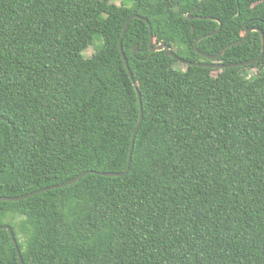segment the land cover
<instances>
[{
	"label": "trees",
	"instance_id": "16d2710c",
	"mask_svg": "<svg viewBox=\"0 0 264 264\" xmlns=\"http://www.w3.org/2000/svg\"><path fill=\"white\" fill-rule=\"evenodd\" d=\"M132 14L147 18L122 37L142 118L127 172L109 176L126 169L140 116L118 47ZM219 21L199 51L253 28L219 61L258 56L264 0H0V196L90 171L0 200L20 264H264V53L182 68L147 48L150 26L155 42L209 62L193 43ZM0 264H18L4 228Z\"/></svg>",
	"mask_w": 264,
	"mask_h": 264
},
{
	"label": "water",
	"instance_id": "95a60500",
	"mask_svg": "<svg viewBox=\"0 0 264 264\" xmlns=\"http://www.w3.org/2000/svg\"><path fill=\"white\" fill-rule=\"evenodd\" d=\"M197 7L198 6H195V8H197ZM187 17L190 20L195 19V18H202V16L191 15V11L187 14ZM133 18H139V19H142L144 21H147V18L142 17V16H140L138 14L130 15L125 20V22H124V24L122 26L121 34L119 36L118 47H119V52H120V55H121L122 60L124 62L125 68H126V70L128 72V75H129V77H130V79H131V81H132V83H133V85H134V87H135V89L137 91V94H138L139 105H140V116H139L138 121L136 122V125H135V127H134V129L132 131L126 169L124 171H122V172H102V174L109 175V176H121V175H124L127 172L128 167H129V163H130L131 154H132V149H133V144H134L136 131H137L138 127H139V124H140V121H141V118H142L140 93L138 91L137 83L134 80L133 74L130 71L128 60H127V58H126V56H125V54L123 52V48H122V37L124 35V32H125L128 24L130 23V21ZM208 18L209 19H213L212 17H208ZM220 27H221V23L219 21V26H218V28L216 30H214L212 32H209L207 34L199 36L198 38L195 39V41L193 43V46H194V49L196 50V52L199 53L204 58H206L207 60H209V62H197V61L186 60V59L180 57L179 55H177L172 50L170 45H168L167 43H165V42H159V43L155 42L150 26H149V40H148L147 48H148V50L150 52L163 50L165 55L171 56L172 58L177 60L180 64L207 66V67L217 68V69H223L225 67H234V66H248L249 64L258 61L262 57V55L264 53V37L262 36V33H261V51H260V53L258 54L257 57H255L253 59H250V60H245V61H241V62H238V63H229V64H223L222 62L219 61V58L223 55V53L225 52V50L227 48H229L231 46H234V45L242 44L243 42H245L247 40L249 32L252 31L253 28H247L246 31H245V36L241 40L230 42V43L226 44L225 46H223L215 54H206L204 52L199 51L197 49L198 41L203 39V38L209 37V36L217 33L220 30ZM245 28H246V25H245ZM136 52H137V46L134 45L133 54L135 55ZM88 172H90V171L81 172L80 174L76 175L75 177H73V178H71V179H69L67 181H64V182H61V183H58V184H53V185H50V186H47V187H43V188H40V189H37V190H33V191H30V192H27V193H23V194H20V195H16V196H0V200H3V201H16V200L27 198L29 196L35 195V194L43 192V191H47L49 189H54V188H58V187H64L66 185H69V184L77 181L78 179H80L82 176H84ZM0 228H4V229H6L9 232V235L11 237L13 245H14L16 251H17L18 264H20V262H21V253H20V250L18 248L16 237H15V234H14V231H13L12 227L10 225H8V224H3V225L0 224Z\"/></svg>",
	"mask_w": 264,
	"mask_h": 264
},
{
	"label": "rangeland",
	"instance_id": "374dc122",
	"mask_svg": "<svg viewBox=\"0 0 264 264\" xmlns=\"http://www.w3.org/2000/svg\"><path fill=\"white\" fill-rule=\"evenodd\" d=\"M116 3H119V0H116ZM99 44V41H97V43L94 44V42L83 52L85 56H91L96 49V46ZM180 67L183 68V64H179ZM246 71L248 74L252 75L255 74L257 72L256 68L253 69H249L246 68ZM213 74L216 73V71H212Z\"/></svg>",
	"mask_w": 264,
	"mask_h": 264
}]
</instances>
